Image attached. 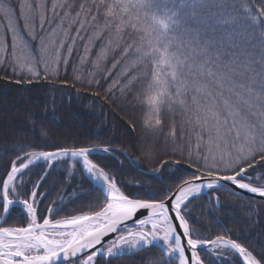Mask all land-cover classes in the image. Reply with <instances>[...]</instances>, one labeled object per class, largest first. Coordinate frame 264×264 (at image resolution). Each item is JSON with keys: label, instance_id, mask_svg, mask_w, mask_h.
<instances>
[{"label": "snow or ice", "instance_id": "1", "mask_svg": "<svg viewBox=\"0 0 264 264\" xmlns=\"http://www.w3.org/2000/svg\"><path fill=\"white\" fill-rule=\"evenodd\" d=\"M256 2L258 8L252 5L251 0H203L202 3L183 0L181 7L190 12L182 17H178L176 12L168 14L161 7V0H118L112 6L106 5L109 16L120 18V11L129 17L135 15L138 23L134 27H141V31L149 35L144 57L153 64L152 80L145 81L147 88L141 93L139 102L147 105L149 113L140 126L142 137L148 140L142 139L140 146L149 158L151 175L158 176L161 170L166 171L168 161L163 156L153 158L152 151L146 149L150 146L154 151L159 142L167 145L177 135L175 123L170 125L161 112L165 105L171 109L173 95L180 96L189 87L204 93L195 115L201 131L207 129L209 147L206 154L189 151L187 158L173 157L176 164L183 160L188 169L194 170L172 181L174 191L166 188L163 195L157 196L149 193L132 195L122 188L115 176L109 174L110 169L94 156L97 151L114 155L116 150L108 145L102 149L76 144L58 145L51 151H27L22 145L4 175L0 176V209L9 214L15 205H21L27 223L19 227L0 226V264H58L61 259L65 264H114L126 253L134 256L153 245H159L165 254L163 264H213L211 259L206 262L201 258V248L218 261L229 257V264L235 254L242 258V264H264V249L257 258L254 250H249L234 238L226 226L224 231L205 239L192 231L188 219L191 203L205 190H208L217 208L221 206L215 192L224 187L264 197V164L260 165V171L256 169V164L264 161V120L257 123L246 119L247 113L243 111L244 105H247L254 115H264L254 107L259 105L264 109V0ZM38 7L43 8V5ZM55 8L56 5H53V19L56 18ZM205 9L211 14L207 24L203 22V17L197 15L198 10ZM34 13L35 10L26 2L16 4L12 0H0V18L7 21V32L11 33L10 42L7 34L0 38V67H3L4 75L11 69L13 76L10 79L17 84L31 85L41 81L71 84L77 92L87 84L86 91L99 95L102 88L92 87L99 81L81 80L76 75L75 61L71 65L75 79L60 78L61 70L66 71L70 67L69 58L74 47L80 55L77 38L84 39L80 30H76L75 36L67 29L58 31V27L46 21L41 14L40 31H37ZM240 18L244 23L239 31L248 33L241 36V41L248 47L237 46L233 38L231 46L225 48L226 34L237 31L235 23L230 21ZM20 19L24 21V29L18 27ZM181 21L184 38L177 45L173 35L177 33ZM25 30L27 36L24 35ZM209 32L220 35L210 36ZM256 33L259 35L256 36ZM91 44L92 39L89 38L84 45L83 56H80L82 62L87 58ZM257 44L259 49H256ZM249 49L260 51L259 59L250 57ZM105 55L106 51L101 49L95 61L97 67ZM193 65L196 66L195 73ZM165 67L171 69L167 73L171 76L170 81L162 78ZM241 68L244 69L242 75L245 79L259 78L246 93H240L233 84V74L240 72ZM185 73L195 78L188 79ZM173 85L176 86L175 93L169 91ZM253 92L256 95H252ZM233 95H243L244 99L242 102L234 101ZM193 102H196L195 96ZM131 110L132 114L126 116V122L129 132H136L135 105ZM25 118L29 123L35 120L30 112L25 114ZM41 128L42 135H46L43 124ZM197 135L198 140L205 139L200 133ZM229 144L231 148H226ZM37 162L44 164L45 172L40 181L30 184L29 174ZM53 162L68 163L73 170L78 164L80 175L101 186L102 203L95 202V206L89 204L88 210L79 214L65 213L61 219H55L54 206H48L46 214L40 216V205L47 198V193L40 189ZM66 171L69 180L76 174L68 169ZM26 176H29L28 180ZM129 221L135 227L130 226ZM100 257L103 259H98Z\"/></svg>", "mask_w": 264, "mask_h": 264}, {"label": "trees", "instance_id": "2", "mask_svg": "<svg viewBox=\"0 0 264 264\" xmlns=\"http://www.w3.org/2000/svg\"><path fill=\"white\" fill-rule=\"evenodd\" d=\"M12 2L16 4L26 2L32 6L35 10L34 24L37 31H40L41 14L45 16L46 21H51L57 26L58 31L67 29L72 36H75L76 30L79 29L84 36L82 40L77 38L80 55H77V47H74L73 54L69 58L70 67L66 71L61 70L60 78L75 79L71 67L72 62L75 61L76 75H79L81 80H98L99 84H94L92 87L102 88V90L99 95H93L92 92L85 90L87 84L79 92L71 84L63 85L45 81L31 85L17 84L10 79L13 76L12 70L8 69L5 76L3 67H0V176L4 175L5 169L15 159L14 154L20 151L22 145L27 151H51L58 145L76 144L92 148L108 145L116 150L115 154L94 153L95 159L110 169L109 174L115 176L127 193L132 195L149 193L160 196L164 194L166 188L174 191L172 181L181 179L194 169H188L183 160L180 164H176L173 157L187 158L189 151L194 154L197 152L206 154L209 147L206 138L207 129L201 131L200 124L196 123L195 115L204 93L195 92L189 87L186 91H182L180 96L173 95L171 109L167 105L164 106L161 115L170 125L175 123L177 135L174 140L170 139L167 145L162 141L159 142L154 151L150 146L146 149L152 151L153 158L163 156L168 161L165 166L166 171L161 170L158 176H152L149 158L144 155L140 146L142 139L148 140L147 137H142L140 126L149 113L147 105H141L139 98L147 88L145 81L152 80L153 64L149 58L144 57V50L148 49L149 35L141 31V27H134L138 23L135 15L129 17L120 11L119 16L122 19L109 16L106 5L112 6L118 0H12ZM196 2L202 3L203 0H196ZM182 3L183 0H161V7L168 14L176 12L178 17L187 16L190 10L182 8ZM251 3L254 7H259L256 0H251ZM41 4L43 8L38 7ZM53 5H56L55 19H53ZM17 11H19L18 8ZM197 15L203 17V22L207 24L211 14L205 9L198 10ZM213 23H215L214 20ZM230 23H235L237 31L226 34L227 39L223 46L225 48L231 46L234 38L237 46L247 48L248 45L241 41V36H247L248 33L239 31L244 23L243 18ZM182 25L183 21L177 33L173 35L177 45L184 38ZM18 27L24 29L23 19L19 20ZM6 34L10 42L11 33L7 32V21L0 18V38H4ZM208 34L220 35L214 32ZM24 35L27 36L26 30ZM258 35L259 33H256V36ZM89 38L92 39L91 50L82 62L80 56H83L84 45L88 43ZM101 49L106 51V55L97 67L95 61ZM256 49H259V44L256 45ZM261 54L260 51L249 49L250 57L259 59ZM249 66L255 67L251 64ZM243 70L241 68L240 72L233 74L235 76L233 84L240 93L248 92L253 83L259 79L258 77L245 79L242 75ZM170 71L171 69L165 67L162 78L170 81L171 76L167 75ZM192 71L195 73V65L192 66ZM185 75L188 79L195 78L188 73ZM201 79L206 78L201 77ZM76 83L79 84L80 81ZM256 87H259L258 83ZM57 89L60 90L57 91ZM169 91L175 93L176 86L173 85ZM225 94H227L226 89ZM251 94L256 95L254 92ZM109 96L110 99L107 98ZM194 96L196 102H193ZM233 99L242 102L244 97L233 95ZM132 105H135L136 132H129L126 122V116L132 114ZM254 107L257 112L264 113V109L259 105ZM141 108L144 110L141 111ZM243 111L247 113L246 119L255 120L257 123L264 120V115H254L247 105H244ZM29 112L35 117L32 123L25 118V114ZM42 124L45 126L46 135H42ZM198 133L205 139L198 140ZM151 143L155 142H149ZM197 143L200 145L199 148ZM173 145L175 151H173ZM212 147L215 150V146ZM226 148H231V145H226ZM193 158L195 159V155ZM225 158H227L226 150ZM261 164H264V161L256 164L257 171H260ZM66 169L76 173L71 180L68 179ZM249 171L252 172V169ZM44 172L43 163L31 168L30 184L40 181ZM80 172L81 168L78 164L74 170L69 168L68 163L52 164L40 189L41 192L47 193V198L39 208L40 216L46 214L45 209L48 206H54V218L61 219L64 218L65 213L79 214L87 211L89 204L95 206V202L102 203V190L90 183L86 176L80 175ZM29 176L25 179L28 180ZM215 196L219 197L220 208L216 207L209 193L195 198L191 203L188 219L192 225V231L208 239L224 231L226 226L232 231L234 238L242 242L249 250H254V255L260 258L264 249V201L242 197L229 189L218 190ZM3 215L0 209V219ZM26 223L27 217L24 210L14 207L5 227L26 226ZM200 254L206 262L211 259L213 264H229V257L218 261L210 253ZM164 259L165 254L160 248L152 246L134 256L125 254L123 258L115 260L114 264H141V262L163 264ZM231 264H242V261L235 254L231 258Z\"/></svg>", "mask_w": 264, "mask_h": 264}, {"label": "water", "instance_id": "3", "mask_svg": "<svg viewBox=\"0 0 264 264\" xmlns=\"http://www.w3.org/2000/svg\"><path fill=\"white\" fill-rule=\"evenodd\" d=\"M96 149H102V147H99V148H96ZM96 153H99V154H105L103 151H97ZM38 163H41V162H37ZM100 189L101 187L99 185H97ZM223 189H229L231 191H233L234 193L242 196V197H246V198H252V199H257V200H263L264 201V197H259L257 194H253V193H248L246 192L245 190H239V189H235L234 187H224V188H221L219 190H223ZM209 192L208 190H205L202 195H207ZM200 195V196H202ZM15 207H21V205L17 204L15 205ZM11 211V210H10ZM138 215H140V213H138ZM9 214H4V217L0 220V226H4V224L6 223V220L8 218ZM128 224L132 227H135L134 225H132V222L129 221ZM111 237H106V239H110ZM202 251H206V249L204 248H201L200 249V252ZM74 259V258H73ZM242 260V258H240ZM58 264H65V261H63V259H61Z\"/></svg>", "mask_w": 264, "mask_h": 264}, {"label": "bare ground", "instance_id": "4", "mask_svg": "<svg viewBox=\"0 0 264 264\" xmlns=\"http://www.w3.org/2000/svg\"><path fill=\"white\" fill-rule=\"evenodd\" d=\"M100 186V185H99ZM101 187V186H100Z\"/></svg>", "mask_w": 264, "mask_h": 264}, {"label": "rangeland", "instance_id": "5", "mask_svg": "<svg viewBox=\"0 0 264 264\" xmlns=\"http://www.w3.org/2000/svg\"><path fill=\"white\" fill-rule=\"evenodd\" d=\"M54 163V162H53Z\"/></svg>", "mask_w": 264, "mask_h": 264}]
</instances>
